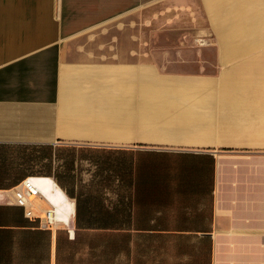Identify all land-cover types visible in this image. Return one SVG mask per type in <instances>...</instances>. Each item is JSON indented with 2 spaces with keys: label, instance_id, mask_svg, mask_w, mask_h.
<instances>
[{
  "label": "crops",
  "instance_id": "1",
  "mask_svg": "<svg viewBox=\"0 0 264 264\" xmlns=\"http://www.w3.org/2000/svg\"><path fill=\"white\" fill-rule=\"evenodd\" d=\"M0 264H264V0H0Z\"/></svg>",
  "mask_w": 264,
  "mask_h": 264
},
{
  "label": "built area",
  "instance_id": "2",
  "mask_svg": "<svg viewBox=\"0 0 264 264\" xmlns=\"http://www.w3.org/2000/svg\"><path fill=\"white\" fill-rule=\"evenodd\" d=\"M59 189L52 183V189L50 192H46L42 186L37 183L35 178L29 177L14 188L15 203L22 206L25 209V213L29 218H38L40 224L48 229L57 228L60 225L68 226L65 217L59 211L60 204L56 203L50 195H54ZM44 199L49 206L43 209L42 216H37L35 209L36 199Z\"/></svg>",
  "mask_w": 264,
  "mask_h": 264
},
{
  "label": "rangeland",
  "instance_id": "3",
  "mask_svg": "<svg viewBox=\"0 0 264 264\" xmlns=\"http://www.w3.org/2000/svg\"><path fill=\"white\" fill-rule=\"evenodd\" d=\"M165 24L163 23V22H160L159 23V26H161V27H163ZM158 28H160V27H158ZM161 29H163V28H161ZM177 34V33H176ZM178 37H176V38H171V39H169V38H167V39H164V41L167 43V42H169V40H170V42L169 43H173V42H184V41H187L185 44H187V45H193V46H196V47H199V48H203L204 46H206V45H200L199 43H198V39H206V40H208L209 41V43H211L212 41H211V39L210 38H208V37H198V38H192V39H190V38H187V39H185V38H181V37H179L178 39H177ZM161 40L162 39H159V38H156V45H159V44H161L160 42H161ZM189 40H190V42H189ZM164 42V43H165ZM165 43V44H166ZM179 72L180 71H178V70H167V73H170L171 75H173V74H179ZM196 72H198V73H201L203 76H207V75H211V74H218V75H220L221 73H222V71H220V70H215V71H205V70H203V71H196ZM197 144V143H196Z\"/></svg>",
  "mask_w": 264,
  "mask_h": 264
},
{
  "label": "bare ground",
  "instance_id": "4",
  "mask_svg": "<svg viewBox=\"0 0 264 264\" xmlns=\"http://www.w3.org/2000/svg\"><path fill=\"white\" fill-rule=\"evenodd\" d=\"M200 45H208L209 41L206 39H198L197 40ZM236 83H240L239 85H232L225 88V94L228 95L229 98L232 99H245L249 95H252V88L251 85L247 82L239 81ZM243 83H246L245 85H242ZM59 211H61V206L58 207Z\"/></svg>",
  "mask_w": 264,
  "mask_h": 264
}]
</instances>
